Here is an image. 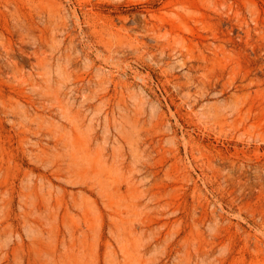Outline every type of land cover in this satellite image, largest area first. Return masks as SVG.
Listing matches in <instances>:
<instances>
[{
    "label": "rangeland",
    "instance_id": "374dc122",
    "mask_svg": "<svg viewBox=\"0 0 264 264\" xmlns=\"http://www.w3.org/2000/svg\"><path fill=\"white\" fill-rule=\"evenodd\" d=\"M0 264H264V0H0Z\"/></svg>",
    "mask_w": 264,
    "mask_h": 264
}]
</instances>
